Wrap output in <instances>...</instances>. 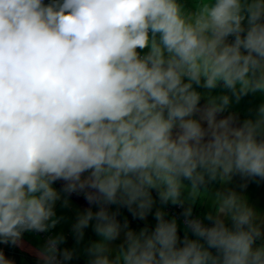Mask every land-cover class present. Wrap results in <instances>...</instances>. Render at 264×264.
I'll use <instances>...</instances> for the list:
<instances>
[{"label":"clouds","instance_id":"clouds-1","mask_svg":"<svg viewBox=\"0 0 264 264\" xmlns=\"http://www.w3.org/2000/svg\"><path fill=\"white\" fill-rule=\"evenodd\" d=\"M257 94L264 0H0V245L37 234V264H264L243 191L264 182V102L233 110Z\"/></svg>","mask_w":264,"mask_h":264},{"label":"crops","instance_id":"crops-1","mask_svg":"<svg viewBox=\"0 0 264 264\" xmlns=\"http://www.w3.org/2000/svg\"><path fill=\"white\" fill-rule=\"evenodd\" d=\"M185 2H186L188 7H192L193 0H185ZM238 180H239V178L236 179L233 186H235L238 183ZM57 187H59V185H57ZM69 199H70L69 207H67V208H60L59 206L57 207L58 215L64 216L65 220L62 221L57 226V228L53 230V232L62 231L68 237L67 243L64 246L73 247L74 241L71 238V232H70L71 225L75 221L77 212L84 210V208H86L87 205H85V203L81 197H79L75 194H73ZM171 208H173V207H170V209ZM196 210H198V206L194 207V212L198 213L200 216L203 215L202 212L200 214V212L199 211L197 212ZM124 216H127L129 220L132 219L130 214L127 213L126 209L122 210L121 218L123 219ZM177 217H179V216H177ZM149 220L151 221L152 225L155 224L154 219L149 217ZM140 226H141L140 223H138L136 221H132V227L139 230ZM181 229H183L182 219H181ZM30 235H32V236H30ZM30 235L25 234L23 245L20 247L0 245L1 246L0 249H2L8 257H10L9 255H12L11 257H13L14 264H37V258L34 255V252L37 250V248L40 245H42L44 243V240L39 239V241H40V243H39L38 240H36L37 236H35L34 234H30ZM41 235L46 238V236L44 234H41ZM95 238L96 237L92 233L91 229L86 230L85 243H87L90 240H93ZM27 245H31V247H28ZM19 248H21L24 251V253H21L22 251L21 250L19 251ZM26 252H28V253L33 252V254L30 256ZM74 264H84V260L81 259L78 262H74Z\"/></svg>","mask_w":264,"mask_h":264},{"label":"rangeland","instance_id":"rangeland-1","mask_svg":"<svg viewBox=\"0 0 264 264\" xmlns=\"http://www.w3.org/2000/svg\"><path fill=\"white\" fill-rule=\"evenodd\" d=\"M262 102H264V96L257 94V95H250L248 97H245L238 105L233 106V110H238L241 117H247L249 115L254 114L253 110L258 107ZM239 178V177H237ZM236 178V179H237ZM240 178L238 180V183H240ZM237 183V184H238ZM244 194L248 197L249 201L256 207L260 208L259 210H264V182H250L248 184V187L243 190ZM206 203H211V195H209V199L206 201ZM198 211L202 212V214H205L207 211H209V208L206 206H198ZM30 235V234H28ZM37 236V234H34ZM41 235V234H38ZM32 236V235H30ZM42 236V235H41ZM38 242L40 243L39 239ZM10 259L13 260L12 255H9Z\"/></svg>","mask_w":264,"mask_h":264},{"label":"trees","instance_id":"trees-1","mask_svg":"<svg viewBox=\"0 0 264 264\" xmlns=\"http://www.w3.org/2000/svg\"><path fill=\"white\" fill-rule=\"evenodd\" d=\"M84 201V200H83ZM84 203H85V201H84ZM85 205H86V203H85ZM169 211H170V213L172 214L173 213V215H176V216H179V214L181 213V211H182V209L181 208H179V207H173V208H169ZM197 212H198V210H196ZM194 215H196V216H200L198 213H195L194 212ZM28 247H31V245H27ZM33 246V245H32ZM34 247V246H33ZM0 248H1V246H0ZM22 251L21 253H24V251L21 249V248H19V251ZM26 253H28V252H26ZM25 253V254H26ZM33 254V252H29L28 253V255H32Z\"/></svg>","mask_w":264,"mask_h":264},{"label":"built area","instance_id":"built-area-1","mask_svg":"<svg viewBox=\"0 0 264 264\" xmlns=\"http://www.w3.org/2000/svg\"><path fill=\"white\" fill-rule=\"evenodd\" d=\"M46 237H47V235H49V234H44Z\"/></svg>","mask_w":264,"mask_h":264}]
</instances>
